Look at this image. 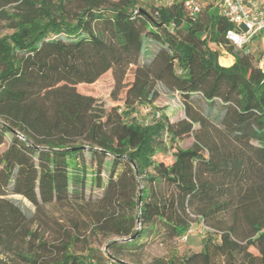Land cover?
<instances>
[{"label": "trees", "instance_id": "16d2710c", "mask_svg": "<svg viewBox=\"0 0 264 264\" xmlns=\"http://www.w3.org/2000/svg\"><path fill=\"white\" fill-rule=\"evenodd\" d=\"M141 3L0 0V145L12 135L0 154V249L28 264H140L124 257L204 224L211 231L199 252L151 264H264V70L253 52L232 45L234 64H219L211 44H228L234 25L214 0L195 16L182 3ZM131 67L123 103L98 118L102 102L79 85L112 72L116 101ZM160 89L181 97L184 118L174 122L154 106ZM189 135L193 145L179 147ZM81 146L88 149L69 150ZM168 148L172 161H158ZM85 150L104 189L92 227L124 238L108 252H76L81 238L63 227L53 240L40 239L36 215L10 197L38 211L74 206L87 186Z\"/></svg>", "mask_w": 264, "mask_h": 264}, {"label": "rangeland", "instance_id": "374dc122", "mask_svg": "<svg viewBox=\"0 0 264 264\" xmlns=\"http://www.w3.org/2000/svg\"><path fill=\"white\" fill-rule=\"evenodd\" d=\"M165 0H142L141 6L150 8L151 6H158L164 4ZM207 0H200V4L203 6ZM214 6H216L214 2ZM10 32L8 29H4L2 33ZM263 36V35H260ZM260 36L254 38L253 43L249 45L250 50L255 55V62L258 64L256 59H259L264 53V40H261ZM230 44H216L212 43L211 48L218 52V62L221 66L230 67L234 64L233 62L224 65L221 60H227L232 58L234 54L229 49ZM143 57L141 58V61ZM231 60V59H230ZM134 78V67H131L127 72L126 79L124 82L123 89L121 90L118 100H113L111 97V91L114 86V78L112 72L105 74L98 82L92 85H79V91L85 94H91L96 96L100 103L97 107L95 114L100 117V113L104 108H109L111 104H122L124 101L127 86L133 82ZM161 90V96L156 101L154 106L164 108L165 112L170 116L172 121H178L185 117V109L181 97L176 93L171 94L164 89ZM103 104V106H102ZM194 105L197 108H204L205 103L202 100L196 99ZM140 108H137V112ZM155 110L151 108V111ZM151 113V112H150ZM158 116V115H157ZM140 120V119H139ZM102 131H100L101 133ZM100 136V135H99ZM12 135L8 134L4 144L0 145V154L8 147ZM101 138L98 137L96 144L101 143ZM194 136L189 135L180 140L177 145L182 148H188L193 145ZM100 146V145H99ZM99 148V147H96ZM173 148H168L167 152L159 153L156 157L158 161L169 163L172 161ZM85 165L87 167L89 175L87 176V186L84 189V194L77 201H73V205H60V204H48L42 206L40 211L30 201L23 198L21 195H11L10 197L17 199L27 210L30 216L36 215V223L33 225V230L37 232V236L44 240L50 241L61 230V227L70 230L73 234L78 235L81 239L74 245L76 252L86 254L88 248H94L98 252H108L109 244L114 241H123L124 238L115 236L113 234H104L99 229H94V215L93 210L97 207L95 204L99 198L102 197L104 189L98 186L95 178V172L97 171L96 160L88 152L83 153ZM111 157L106 159V162L110 161ZM110 166L105 163L102 169L100 177L102 182H106L109 176ZM38 216V217H37ZM211 231L210 228L202 224H194L192 229L189 231V235L175 241L164 244L159 238L150 240L147 247L144 250H136L125 256V260L128 262L139 261L140 264H151L155 259H167L173 256H179L182 254H192L199 252L203 246L202 239L207 236ZM38 243V241H35ZM29 245H27V248ZM253 254H258L256 248L251 247L249 249ZM22 253V252H20ZM0 264H28L27 261L22 259L16 252L6 251L0 249Z\"/></svg>", "mask_w": 264, "mask_h": 264}, {"label": "built area", "instance_id": "2783aa9c", "mask_svg": "<svg viewBox=\"0 0 264 264\" xmlns=\"http://www.w3.org/2000/svg\"><path fill=\"white\" fill-rule=\"evenodd\" d=\"M220 14L234 27L228 30V43L243 52H252L247 47L255 37L264 35V0H214ZM167 5L182 3L189 16H195L203 7L200 0H165ZM264 70V53L258 60ZM158 115V114H157Z\"/></svg>", "mask_w": 264, "mask_h": 264}, {"label": "water", "instance_id": "95a60500", "mask_svg": "<svg viewBox=\"0 0 264 264\" xmlns=\"http://www.w3.org/2000/svg\"><path fill=\"white\" fill-rule=\"evenodd\" d=\"M75 149H88V147L87 146H81L79 148H70L69 150L74 151ZM134 167H135V165H134ZM141 194H142V189H140V200H141Z\"/></svg>", "mask_w": 264, "mask_h": 264}, {"label": "crops", "instance_id": "0c3cea01", "mask_svg": "<svg viewBox=\"0 0 264 264\" xmlns=\"http://www.w3.org/2000/svg\"><path fill=\"white\" fill-rule=\"evenodd\" d=\"M260 37H261V38H260L261 40H264V35H263V36H260ZM247 49L250 50V47L248 46ZM230 59H231V60H230ZM233 60H235L234 57L227 59V61H231V63L233 62Z\"/></svg>", "mask_w": 264, "mask_h": 264}]
</instances>
